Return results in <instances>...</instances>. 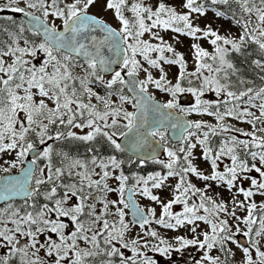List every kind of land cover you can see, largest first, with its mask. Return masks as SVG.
<instances>
[{"label": "snow or ice", "instance_id": "1", "mask_svg": "<svg viewBox=\"0 0 264 264\" xmlns=\"http://www.w3.org/2000/svg\"><path fill=\"white\" fill-rule=\"evenodd\" d=\"M210 2L219 9L218 17L238 27L237 37L194 25L199 15L207 14L205 0H182V12L159 0L154 6L145 0H7L0 4V13L23 16L18 20L0 15V154L15 153V160L8 167L0 166V172H10L33 154L20 176H0L4 201L0 264H159L150 253L176 264L173 254L189 248L201 253L193 264H231L230 245L242 252L243 264H264V203L253 200L256 195L264 197V86H251L253 82L243 78L230 58L232 53L247 58V49L253 48L259 58L249 63L264 84V0ZM98 4L113 13L119 28L90 13ZM161 31L194 39L201 38L198 33L211 37L214 52L193 44L196 68L188 72L183 54L165 41ZM145 34L150 38L145 39ZM38 37H42L39 42ZM165 64L179 67L175 83L168 79ZM150 69L157 70L159 78ZM140 72L145 73L144 79L137 78ZM103 73H112L111 78ZM149 85L171 99L156 101ZM184 93L195 97L194 105H180L178 96ZM206 93H214L216 99H204ZM177 110L213 116L216 123L187 121L176 116ZM228 118L248 125L249 130L226 122ZM169 127L176 130L181 146L165 148L167 160H159L154 153L164 147ZM215 136L222 139L213 148ZM120 137L126 143L118 142ZM49 141L103 142L118 152L131 150L138 158V149L150 148L146 155L167 171L135 179L137 186L143 184L141 194L161 205L159 217L154 208L146 213L134 202L133 189L124 198L129 180L121 167L124 161L101 157L95 147L88 149L92 155L80 158L71 150L55 149ZM38 145L47 146L41 152ZM198 145L202 159L210 164L208 174L194 162ZM223 158L230 164L221 171L218 161ZM41 159L47 161L42 168L36 166ZM117 169L120 172L114 175ZM192 176L208 182L209 189L211 182L226 188L232 193V207L196 187ZM113 178L119 182L117 188L109 184ZM169 178L176 183L173 198L165 202L151 189L168 187ZM244 182L250 186L245 188ZM112 192L119 193L118 200L109 199ZM17 197L23 202L14 203ZM174 205H182V211L173 212ZM125 209L131 210L132 223L142 230L138 238L126 236ZM238 211L246 214L239 216ZM153 222L168 230L187 229L192 235H179L170 242L156 229H146ZM240 235L248 239L247 245L240 243Z\"/></svg>", "mask_w": 264, "mask_h": 264}, {"label": "rangeland", "instance_id": "2", "mask_svg": "<svg viewBox=\"0 0 264 264\" xmlns=\"http://www.w3.org/2000/svg\"><path fill=\"white\" fill-rule=\"evenodd\" d=\"M209 3L210 0H205ZM7 0H0V4H4L6 3ZM145 2L147 4H149L150 6H154L157 3V0H145ZM159 2L162 3H166L167 5L176 8V10L178 12H182L185 11L182 8V0H159ZM23 6V3L22 5ZM90 13L95 14L96 16L103 18L107 23H109L111 26L119 28L120 25L117 22V20L114 18L113 13L111 11H105L102 6H100L99 4L97 6H94L92 8H90ZM0 15H13V16H20L21 14L18 13H11V12H4V13H0ZM55 23L57 24L58 28L61 29L62 28V23L59 20H56ZM194 25L207 30L210 26V28L212 30L217 31L219 34L224 35V36H228V37H237L239 35V29L238 27H236L232 21L227 20L225 18L222 17H218L216 15V13L208 10L206 15H199L198 18H196L194 20ZM160 35L164 37L165 41L170 44L178 53L183 54L186 64H187V71L188 72H193L195 71L196 68V61L194 59V55H193V48L192 45L193 44H199L203 49H205L206 51H208L209 53H213L214 52V46L210 43L211 37H207L204 38L202 36V34L198 33L197 35L200 36V39H194L192 37L189 36H185V35H179L176 34L174 32L171 31H161ZM145 39H149V35L145 34ZM153 43H157L158 41H152ZM157 54H153V57L155 58ZM166 55H172L170 53H166ZM145 67H148L145 64ZM165 71L168 73V79H170L173 83H175V77L177 72L179 71V67L176 65H164ZM77 71H80L79 69H77ZM150 71H152L154 78H159L160 73L157 70L154 69H150ZM138 79H144L145 78V73L144 72H140L138 77ZM97 91H100V89H96ZM149 91L150 93L155 97L156 101L160 102V103H164L167 102L169 99H171L170 94L162 92L158 89H156L154 86L149 85ZM101 94H103L101 92ZM190 97V101L188 102V104H184L181 102V99L184 97ZM204 99H208L210 101L215 100V96L214 93H206L205 96L203 97ZM113 99H116L115 97H113ZM178 101L180 103V105L182 107H189L194 105L195 102V97H193L190 93H184V94H180L178 96ZM129 111H133L134 109L132 108L131 104H126L124 105ZM178 113H180L177 110ZM186 116V118L189 121H204L205 123H211V124H215L216 120L215 117L213 116H208L206 114L203 113H189V114H184ZM226 122L234 124L236 126H239L241 128H244L245 130H249V126L244 124V123H240L237 122L235 120H232L231 118H228L226 120ZM77 131L78 134H83L82 132H80V130H74ZM87 129L84 130V132H86ZM216 137H220V140L222 139V136H216ZM121 138V137H120ZM120 138L118 139V142L120 140ZM243 138V137H241ZM192 142L195 143V138L192 139ZM220 142V141H219ZM48 143L54 144L56 142L53 141H49ZM164 144L168 147H171L173 149L180 147V143L179 144H170L168 142V140H166V142H164ZM218 145V144H217ZM47 145H38V149L42 150L46 147ZM201 152L202 149L200 148V146L198 145L196 149L193 150V157H194V162L196 163L198 169L203 172L204 174H208L210 173L211 169H210V164L209 162H206L202 159L201 156ZM15 160V153H10V154H0V166L3 167H8L9 163L11 161ZM28 160V157L27 159ZM25 160V161H26ZM160 160H167V153L165 151L164 156L160 159ZM24 161V163H25ZM23 164H20L18 167L16 168H12L10 172L6 173V174H16L17 172H19L21 170V168H23L24 166ZM47 163L46 160H38L37 161V165L38 167H44V165ZM220 163V169L221 171H223L224 165L225 164H230V160L228 158H223V162H219ZM158 164V163H157ZM257 166H260L259 163L257 162ZM158 167H162V165L158 164ZM163 168V167H162ZM164 169V168H163ZM47 171V170H45ZM97 171H99V169H97ZM166 169H164V172L166 173ZM120 172L119 169L116 170V172L114 173V175H118ZM157 173V172H156ZM163 173V174H165ZM155 174V173H153ZM151 175V174H150ZM251 175L256 176L257 178H259L258 174L253 172ZM149 175L144 176V178H147ZM135 177L137 176H132L131 177V185L129 184V180L127 182L125 191L128 187H132L134 188L135 194H134V198L136 203L138 204V206L142 209H144V211L147 213L150 209H155L156 210V215L157 217H159V215L161 214V205L157 204L155 201L150 200L147 196H143L141 194V190L143 188V184H140L139 186L136 185V179ZM142 177V176H140ZM191 182L193 184L196 185V187L200 188L202 191H204L207 195L211 196L213 199H216L218 202H227L229 208L232 207L230 201L232 198V193L228 192L226 188L224 187H216L215 182H211L213 184V187L211 189L207 188V183L205 181H202L200 179H198L195 176L190 177ZM176 183V179L175 178H169L168 181H166V184L168 185V187L163 188V189H151V182L149 183L148 187L151 189L152 194L153 195H157L159 196L162 200H164L165 202H167L168 200L173 198V188L175 186ZM109 184L111 187L113 188H117L119 186V182L116 181L114 178L110 179ZM250 185L248 184V182H244V187L247 188ZM235 191V190H233ZM109 199L112 200H118L119 199V193L118 192H112L108 194ZM125 198V196H124ZM193 199H197L196 197H193ZM239 199L243 200L244 197L241 195L239 197ZM253 200L257 203V204H261L264 203V197H261L259 195H256L255 197H253ZM3 206V205H2ZM122 207V205H121ZM115 209H113L114 211ZM127 215L125 217L126 222L129 223V231L128 233H126L127 238L129 239H133V238H138V236L142 235V230L140 229L139 226H134L130 223L129 221V217H128V210L125 209ZM178 211H182V205H174L173 206V212H178ZM246 213L244 211H238L237 215L239 216H244ZM230 223H235V221L231 218H229ZM205 226L202 224L201 228H204ZM241 227H243V225H241ZM148 228H152V229H156L159 233L160 236L162 238L168 239L170 242L173 241V238L179 235H183L186 238H190L191 237V233L187 230V229H180V230H168V229H164L163 227L156 225L154 222L151 225L146 226V229ZM199 231V230H198ZM233 231H235V229H233ZM239 240H243L244 241V245H247L248 243V239L242 235L238 236ZM230 247H232L233 252H234V256L231 258V264H243V254L242 252L236 248L235 245H230ZM264 250V249H262ZM2 254V253H0ZM150 255H153L154 258H157L159 261V264H167L166 262V258L164 257H159L157 254H153L150 253ZM201 255L200 251L196 248H189L187 250H185L183 253H179L173 254V259L175 260L176 264H193V258H199ZM256 257L254 256V259Z\"/></svg>", "mask_w": 264, "mask_h": 264}, {"label": "trees", "instance_id": "3", "mask_svg": "<svg viewBox=\"0 0 264 264\" xmlns=\"http://www.w3.org/2000/svg\"><path fill=\"white\" fill-rule=\"evenodd\" d=\"M205 3H206V7L208 10L214 13H216V11L219 10L211 3L207 1H205ZM14 17L18 19V16H14ZM36 39L38 42L39 40H41L39 37ZM247 52H248L247 58L245 56H239L235 53H232L230 58L232 59V62L236 64L237 67L239 68L240 73L242 74L243 78L248 79L253 82L251 86L253 87L264 86V84H262V82L259 79V75L257 74L258 70L254 69V66H252L249 63V59L259 58V56L257 55L256 51L251 47L247 49ZM110 78L111 76L106 79H110ZM185 86L187 85L185 84ZM125 94H127L126 91H125ZM211 141H212V147L216 148L218 147L217 144H219L220 137H216V136L212 137ZM53 147L57 150H59L60 148H63L65 151L71 150L72 155L79 156L80 158H87L90 155H92V153L88 151V149L91 147H95V149L97 150L96 154L101 157L107 158L108 156H116L117 159L124 161L121 167L123 170V174L129 177L130 185L132 182L131 180L132 176L144 177V176L156 173V172H160L161 174L165 173L164 169L162 167H158V164L156 162L153 161V162H147V163L141 164L140 162L134 159H131L130 157L125 155L123 152H118L112 149L111 146L104 144L103 142L99 144H96L95 142L85 144L83 142H78V141H73L71 143L56 142L53 144ZM5 174L6 173L0 172V176H3ZM19 203H22V202H17V204Z\"/></svg>", "mask_w": 264, "mask_h": 264}, {"label": "water", "instance_id": "4", "mask_svg": "<svg viewBox=\"0 0 264 264\" xmlns=\"http://www.w3.org/2000/svg\"><path fill=\"white\" fill-rule=\"evenodd\" d=\"M18 19H23L22 14L18 17ZM60 30H62V28ZM39 38L42 40V37H39ZM114 67L116 68V70H119V66H114ZM122 74H124V73H122ZM103 75L105 76V78H108V77H110L112 75V73H103ZM125 91H126V93L128 95H131V93H128L127 89H125ZM189 101H190V97H188V96H186V97H184V98L181 99V102L184 103V104H188ZM176 116L182 117V119L189 121L184 114L178 113L177 111H176ZM156 139L158 140V138H156ZM167 140H168V142L170 144H179L180 143L176 139V130L175 129H172L171 127L168 128ZM119 142L122 143V144L123 143H126V141L122 137L120 138ZM165 148H166V145L164 144V147L159 148V150L154 153V155L156 156L157 159L160 160L164 156V153H165V150L164 149ZM37 150L38 151H41L40 149H37ZM137 151H139L141 153V156L139 158L134 154L133 151L128 150V149H126L123 153L125 155H127L128 157H130L131 159H134V160H136L138 162H139L140 159H144V161H145L144 163L153 162V160L146 155L149 151H151L150 148L145 147L144 149H138ZM32 159H33V154L32 153H29L28 154V160L25 161L23 168H27L29 166L30 161ZM9 175L14 176V177L20 176L21 175V170L19 172H17L16 174H5L3 176H9ZM0 183H2V182H0ZM128 189H133L132 199L136 203L135 198H134L135 191H134V188H132V187H128L126 189V191H125V199H127L128 196L130 195ZM13 202L14 203L23 202V199L21 197H17L15 199V201H13ZM3 204H4V201L0 200V206H2ZM127 210H128V217H129L130 223L132 225H134V226H139V224H133L132 223L133 217H132V214H131V210L130 209H127ZM239 241H240L241 244H244V241L242 239L239 240Z\"/></svg>", "mask_w": 264, "mask_h": 264}]
</instances>
